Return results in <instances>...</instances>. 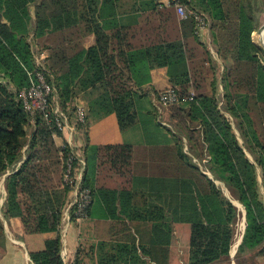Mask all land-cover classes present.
Masks as SVG:
<instances>
[{
	"label": "trees",
	"instance_id": "1",
	"mask_svg": "<svg viewBox=\"0 0 264 264\" xmlns=\"http://www.w3.org/2000/svg\"><path fill=\"white\" fill-rule=\"evenodd\" d=\"M256 1L187 0L209 18L208 30L224 64L218 77L219 62L197 32L196 20L180 19L173 6L160 8L153 0L150 16L134 25L117 18L115 0H84L96 14L86 19L85 28L83 16H77L83 0H0V178L6 175L0 244L6 237L4 219L20 216L29 234L57 233L44 248L29 252L33 263L66 264L60 228L71 187L63 185L65 197L59 201L41 197L59 165L63 180L72 153L77 169L82 157L67 143L58 146L42 114L29 113L20 98L37 67L31 27L25 29L32 22L35 43L48 54V78L70 120L77 89L99 85L102 107L116 114L120 128L136 124L135 102L156 67L168 68L180 92L178 102L161 105L170 111L172 129L160 120H152L153 127L147 119V145H93L85 154L83 183L93 192L88 215L106 225L99 264H170L177 217L191 225L189 264L229 259L240 214L214 179L223 181L246 210L237 256L255 251L264 257V48L253 41ZM85 29L94 35L89 47ZM196 156H209L206 165L214 179ZM138 179L150 195L169 192L170 197L162 202L144 198L147 192L136 189ZM136 222L143 226L140 237Z\"/></svg>",
	"mask_w": 264,
	"mask_h": 264
},
{
	"label": "crops",
	"instance_id": "2",
	"mask_svg": "<svg viewBox=\"0 0 264 264\" xmlns=\"http://www.w3.org/2000/svg\"><path fill=\"white\" fill-rule=\"evenodd\" d=\"M115 1L117 3V18L126 24L137 25L143 22L150 16L154 8L153 0ZM202 40L207 41L209 44L212 43L209 30L203 31ZM93 43L94 35L88 33L85 38V46L89 47ZM151 76V84L144 85L140 90V93L144 95L141 99L152 98L157 91L163 90L171 85L168 68L166 66L152 69ZM89 114L91 116L88 118L87 127L84 129L85 135L82 138L79 136L76 137L75 142L73 143L74 148H76L78 154L81 155L85 162V154H87L89 147L93 145L131 143L137 146H142L147 145L149 142L146 130L148 125L147 119H150L149 115L144 117L145 120H139L135 129H132V127L122 130L115 113H110L105 116L103 115L99 118L96 117L95 122L91 120L93 114L92 111H89ZM150 120L151 125H153V119L151 118ZM59 139H61V142ZM55 141L58 146H61L64 143L62 142L64 141V137H57L55 138ZM2 193L3 197H1L0 200V214H2L5 190L2 191ZM4 227L6 237L0 244V264H34L29 252L31 250L44 248L46 240L54 238L57 234L56 232L29 234L25 231L20 216H13L4 219ZM105 227L106 225L103 222H100L99 218L92 215H89V217L85 219H79L72 222L65 243L62 241V249L64 247L67 251V263H65L99 264V244L104 239L103 233L106 231ZM171 261L172 256L170 257V264Z\"/></svg>",
	"mask_w": 264,
	"mask_h": 264
},
{
	"label": "rangeland",
	"instance_id": "3",
	"mask_svg": "<svg viewBox=\"0 0 264 264\" xmlns=\"http://www.w3.org/2000/svg\"><path fill=\"white\" fill-rule=\"evenodd\" d=\"M26 1L28 2V0H26ZM256 2L258 4L257 7H258L259 12H258V14H256L258 16V23H257V28L253 32V41L258 46L264 48V43L259 41V38L257 37V34L264 31V30H262V26L264 25V0H257ZM28 8L31 9V14L34 16V12H33L34 10H32L33 7L29 4ZM92 8H93L92 6L86 5L84 3V0H83L82 4L80 6V12L77 15L80 18H81V16H83V20L81 18V22H82L83 27H85V25H86V19L92 20L95 16ZM16 10L22 11V7H19ZM24 16H25L24 17L25 21L29 20V18H26V17H28V15H24ZM30 27H31V33H30L28 38L32 43H34L33 44V51H35V55H37V57H39V58L44 53L45 54L44 59H46V57L48 56L47 51H44L38 44L35 43V35H34L35 33H34L33 26H32V22L29 23L25 29H28ZM85 33H86V36H85V38H86L88 33H90V32L86 30ZM211 42H212V40H211ZM208 47H209V50L212 53L213 57L216 58V60L219 62V65L217 68V76L220 77L222 75V73L224 72V64H223L222 60H220V58L218 57V53H217V50H216L213 42L211 44L208 43ZM171 85H169V86H171ZM210 89H211V87H210ZM160 91H158V93ZM221 91H223V89H221ZM103 92H104V89L99 85H98V87H88L85 89L84 88L83 89H77L76 97L74 99V102L72 103L73 106L76 108L74 109V112L72 114V120H70L71 124L75 128L74 129V131H75L74 135H72V140L74 142H75L76 137L79 136L82 138L85 135L84 129L87 127L88 118L91 116L89 114V111H92V113H93L92 118H91V120L93 122H95L96 117L99 118V117H102L103 115L104 116L109 115L106 113L105 108H103V107H105L104 104L101 103V100L103 98ZM158 93H155V96H153L152 98L138 99L137 102H135L134 109L137 110V115L139 117V120L143 121V120H145L144 117L146 115H149L150 119L152 118L154 122L160 120L164 126L167 125L166 127L169 126L172 129L174 127V125L169 118L170 111L167 110V108L165 109L161 106L163 104L159 103V101L157 100ZM222 102H224V98L220 99V103H222ZM82 109L85 110V113H87V114L85 116V121L79 123V122H77L78 112ZM227 114L230 115L229 113H227ZM77 123H79V126H76ZM137 123L132 125L129 128L133 127L132 129H135V127L137 126ZM129 128H126V129H129ZM60 131L62 132L61 135H59V131H58L57 136H54V138L64 137V141H62V142H65L66 139L69 137L70 133L66 128H63V130H60ZM172 138H173V136H172ZM59 140L61 142V139H59ZM174 140L175 139L173 138V140H171V141H174ZM183 140H184V144H185L183 146V149L188 151L187 142H185L186 138H184ZM175 142H176V140H175ZM194 160L201 167V169L206 174H208V176L210 178H213L212 173L210 172V169L206 165V162L209 160V156H207V158H204V159H200L198 156H196ZM62 174H63L62 166L59 165L51 173L52 180H50V181L48 180L46 185H45V188H44L45 193L41 197L42 200L46 201V200H51V199L54 200L55 199V201H59L60 199L63 198V196H64V194H63L64 193V191H63L64 183L62 180ZM5 176L0 178V187H1L2 191H4V178H5ZM214 180L221 187L223 195L226 198L230 199L234 204L237 205V207L239 209V214H240L239 219H238V223H237V230H236L235 238H234V243L237 242V247L235 249V252L230 254L229 259H223V260L217 262L216 264H239V263L240 264H264V257H259L255 251H248L247 253H245L244 255H242L240 257L237 256V251H238V247H239V240H241V238L243 240L244 232L246 229V210H245L244 206L242 205V203H240L232 195L229 188L226 186V184H224L223 181L217 180V179H214ZM262 181H263L262 178H260L261 183H263ZM110 184H113V182L111 180H110ZM136 189L139 192H141L142 194H145L147 192L146 185H144V182L142 179H138L136 181ZM261 196H262V199L264 200V190L262 188V185H261ZM146 197L149 199L151 198L152 202L153 201L154 202H158V201L162 202L164 197H165V199L170 197V193L168 192L165 195V192L160 193L158 191L157 192L154 191L153 195H150L149 192H147L146 195H144V198H146ZM175 205H178L177 201L175 202ZM0 208H1V205H0ZM187 218H188V216H187ZM243 225H244V227H243ZM71 226H72V220L70 223V227L68 228V231H67V236L70 232ZM190 226L191 225L189 222H187L185 220L182 221L178 217L174 221V232H173V235L171 238V256H172L171 264H189V255H190V244L189 243H190V232H191ZM142 227L143 226L140 222H136L134 224L135 232L139 237L141 236L140 231H141ZM236 237H237V240L235 241Z\"/></svg>",
	"mask_w": 264,
	"mask_h": 264
},
{
	"label": "built area",
	"instance_id": "4",
	"mask_svg": "<svg viewBox=\"0 0 264 264\" xmlns=\"http://www.w3.org/2000/svg\"><path fill=\"white\" fill-rule=\"evenodd\" d=\"M154 2L160 8L175 7L180 19L192 16L196 20L198 33L202 34L203 31L208 30L209 18L197 10L192 4L187 3V0H154ZM44 55L43 53L40 58L36 55L37 67L30 73L31 83L20 91V98L24 108L29 113L35 115L36 112H39L42 114L43 120L53 128V136H57L58 131L66 128L70 134L63 145L67 143L73 149L74 141L72 140V135H74L75 128L71 124L69 115L63 110L58 95L55 94L53 82L48 78L47 72L49 69L45 66ZM193 96L194 94L192 93ZM180 97L178 87L171 85L158 93L157 100L161 104L168 105L178 102ZM86 114L85 110H80L78 112L77 122H84ZM75 157V153H72L68 158L63 176V183L69 185L72 191L71 201L65 208L60 228L61 239L64 243L72 220V214L76 215L78 220L89 217L88 208L93 202L92 190L85 187L83 183L86 162L83 158H79L81 164L77 169L74 166ZM262 188L264 190V184H262ZM61 254L67 263V251L64 247Z\"/></svg>",
	"mask_w": 264,
	"mask_h": 264
},
{
	"label": "bare ground",
	"instance_id": "5",
	"mask_svg": "<svg viewBox=\"0 0 264 264\" xmlns=\"http://www.w3.org/2000/svg\"><path fill=\"white\" fill-rule=\"evenodd\" d=\"M257 37L259 38V41H261L262 43H264V31L261 32V33H259V34H257ZM243 227H244V225H243ZM236 247H237V242L233 244L232 253L235 252Z\"/></svg>",
	"mask_w": 264,
	"mask_h": 264
},
{
	"label": "water",
	"instance_id": "6",
	"mask_svg": "<svg viewBox=\"0 0 264 264\" xmlns=\"http://www.w3.org/2000/svg\"><path fill=\"white\" fill-rule=\"evenodd\" d=\"M262 30H264V25L262 26ZM242 242V238H241V240H240V242H239V244Z\"/></svg>",
	"mask_w": 264,
	"mask_h": 264
}]
</instances>
